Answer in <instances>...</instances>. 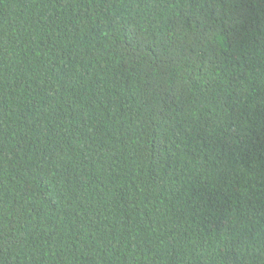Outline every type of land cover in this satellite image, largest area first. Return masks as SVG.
Segmentation results:
<instances>
[{"label":"trees","instance_id":"16d2710c","mask_svg":"<svg viewBox=\"0 0 264 264\" xmlns=\"http://www.w3.org/2000/svg\"><path fill=\"white\" fill-rule=\"evenodd\" d=\"M0 264H264V0H0Z\"/></svg>","mask_w":264,"mask_h":264},{"label":"snow or ice","instance_id":"6c2138e0","mask_svg":"<svg viewBox=\"0 0 264 264\" xmlns=\"http://www.w3.org/2000/svg\"><path fill=\"white\" fill-rule=\"evenodd\" d=\"M163 62V61H162Z\"/></svg>","mask_w":264,"mask_h":264}]
</instances>
